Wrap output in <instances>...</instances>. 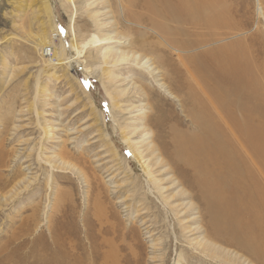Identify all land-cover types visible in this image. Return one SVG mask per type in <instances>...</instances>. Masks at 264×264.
<instances>
[{"label":"rangeland","instance_id":"obj_1","mask_svg":"<svg viewBox=\"0 0 264 264\" xmlns=\"http://www.w3.org/2000/svg\"><path fill=\"white\" fill-rule=\"evenodd\" d=\"M218 1L222 9L212 11L230 18L225 34L203 25L186 27L181 40L216 36L184 55L201 58L233 42L248 53L264 92V0ZM74 4L73 37L68 0H0V264H55V250L66 251L78 264H110L100 259L108 240L116 247L114 264H221L190 245L202 235L190 230L202 228L201 215L187 210L188 200L176 195L183 187L168 183L170 173L161 172L152 151L141 144L143 133L128 134L144 117L149 124L156 108L180 110L140 68L104 62L105 52L134 50L135 25L126 22L118 0ZM116 34L128 36L123 47L117 40L111 49L101 42ZM47 44L58 53L62 45L64 58L85 62L79 63L91 75L86 77L77 61L51 63L41 53ZM160 83L182 98L165 78ZM126 134L129 143L122 139ZM130 147L148 159L135 158ZM148 163L167 187L163 196L149 183Z\"/></svg>","mask_w":264,"mask_h":264},{"label":"bare ground","instance_id":"obj_2","mask_svg":"<svg viewBox=\"0 0 264 264\" xmlns=\"http://www.w3.org/2000/svg\"><path fill=\"white\" fill-rule=\"evenodd\" d=\"M68 2L71 7L70 27L72 26L74 37L77 8L74 0ZM118 2L123 17L129 20L126 22L135 25L133 30L136 38L133 37L131 43L134 50L105 52L104 62H111L113 66L132 64L140 68V71L153 78L160 90L163 89L164 93L175 99L180 107L179 112L174 109L163 110L161 107L154 109L156 115L149 124L144 117L141 127L133 129L128 134L134 135L136 131L143 133L139 137L142 140L141 144L145 143L142 147H148L146 150L152 151L155 165H161L160 168L163 169L161 172L170 173L168 183L183 187L174 194L188 200L187 210L201 215L199 220L202 228L190 229L191 232L197 231L202 234L199 235L198 241L190 244L193 249L204 258L221 264H264L262 82L254 76L256 70L254 67L251 69L250 65L253 64L246 50L233 42H229V47H218L214 49L215 54L201 58H188L184 55L186 51L215 40V32L209 34L206 39L199 37L192 41L180 39L188 34L186 27L193 29L200 25L225 34L223 30L230 26L227 24L229 17L222 12L212 11L213 8L221 10L222 4L218 0H118ZM70 33L72 34V31ZM107 36L102 38L101 42L106 43L108 48L111 47L113 40L118 41L119 48L123 47L128 38L126 35L119 39L117 34L114 37ZM144 36L153 40L143 39ZM48 44L41 53L50 56L51 63L57 61L56 65H59L60 61L63 64L78 62V58H64L65 50L62 45L58 53ZM73 49L78 54V47L73 46ZM79 62L77 64L82 67L84 75L90 76L91 70L81 64L85 62ZM160 78H165L168 87L182 98L178 100L170 93L171 91L165 90ZM111 82L112 80H109V83ZM135 89L142 93L141 88ZM125 92L122 91V95ZM150 126L155 130L154 133ZM128 134L122 138L127 143L130 142ZM147 136H151L149 141L146 140ZM148 143L155 144V147ZM132 150L135 158L141 161L148 159V156L142 155V151ZM147 159L142 164L146 163ZM149 164H145L144 167L149 183L163 196L162 191L167 187L164 188L163 184H160L162 180L154 177ZM169 197H162L167 205L168 200L174 196ZM172 210L177 208L173 207ZM179 213L180 211L176 215ZM20 226L24 228L22 231L25 230L26 227L21 224ZM187 229L189 228L182 227L183 231ZM60 242L56 241V244L61 246ZM107 243L108 250L100 259L104 263L114 264L117 260L113 248L116 247L112 248L113 244L109 240ZM116 250L118 252V249ZM53 255L55 264H78L77 259L66 251L55 250Z\"/></svg>","mask_w":264,"mask_h":264},{"label":"built area","instance_id":"obj_3","mask_svg":"<svg viewBox=\"0 0 264 264\" xmlns=\"http://www.w3.org/2000/svg\"><path fill=\"white\" fill-rule=\"evenodd\" d=\"M56 38V37H55ZM46 54V53H45ZM49 57V56H48Z\"/></svg>","mask_w":264,"mask_h":264}]
</instances>
